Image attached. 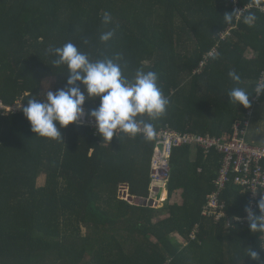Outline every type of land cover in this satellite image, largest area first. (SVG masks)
<instances>
[{
	"label": "trees",
	"instance_id": "16d2710c",
	"mask_svg": "<svg viewBox=\"0 0 264 264\" xmlns=\"http://www.w3.org/2000/svg\"><path fill=\"white\" fill-rule=\"evenodd\" d=\"M237 3L253 7L236 19L231 0H0V101L13 107L33 96L46 99L49 78L54 92L64 88L68 69L56 67L48 50L71 42L93 61L120 54L129 80L138 69L158 74L167 111L157 120L138 117L157 131L229 140L234 123L256 107L264 76V11L257 7L264 0ZM104 13L110 25L102 23ZM226 13H233L231 23ZM249 14L256 17L251 26ZM113 28L115 37L101 42ZM234 87L250 94L249 107L230 102ZM99 104L89 99L84 108ZM60 131L62 140L42 138L23 109L0 110V264H264V234L202 216L223 155L175 148L166 193L181 192L183 203L154 209L140 203L150 198L156 138L122 133L108 143L76 123ZM221 200L231 216L250 206V195L233 182ZM248 248L260 259L252 260Z\"/></svg>",
	"mask_w": 264,
	"mask_h": 264
},
{
	"label": "clouds",
	"instance_id": "9594fccd",
	"mask_svg": "<svg viewBox=\"0 0 264 264\" xmlns=\"http://www.w3.org/2000/svg\"><path fill=\"white\" fill-rule=\"evenodd\" d=\"M223 17L225 22L231 23L233 13H226ZM255 19L249 14L245 22L251 26ZM102 23L105 26L112 23L109 13H104ZM115 35L116 28H113L101 33L100 41L107 43ZM48 51L57 57L53 61L56 67H67L68 78L64 88L47 91L46 99L33 96L23 107L34 133L42 138L62 140L60 128L79 122L85 116L86 101L99 98V107L90 110L88 115L95 120L96 129L104 142L110 143L118 131L129 137L142 134L147 142L156 138L155 125L138 119L146 115L151 120H157L166 113L170 104L159 87L156 72L138 69L134 78L129 80L123 74L120 54L93 61L71 42L62 47H50ZM228 75L233 81H240L235 71H230ZM81 85L84 86L83 91ZM255 93L258 96L264 94V86H258ZM227 95L231 103L250 106V94L244 88L234 87ZM258 208L259 215L250 206L245 207V212L251 232L264 234V199L259 200ZM247 251L252 260L260 259L257 251L252 248Z\"/></svg>",
	"mask_w": 264,
	"mask_h": 264
},
{
	"label": "built area",
	"instance_id": "2783aa9c",
	"mask_svg": "<svg viewBox=\"0 0 264 264\" xmlns=\"http://www.w3.org/2000/svg\"><path fill=\"white\" fill-rule=\"evenodd\" d=\"M232 7L235 12L236 19H239L246 10L253 7L252 4L240 6L237 0H231ZM264 11V5H257ZM222 37H230V29L222 33ZM216 50L209 53L213 56ZM201 62L200 67H204L206 60ZM260 86H264V76L260 82ZM258 96L254 101L259 103ZM0 110H5L7 113L20 112L15 107L5 106L0 102ZM253 111L246 113L250 118ZM80 126H88L96 129V123L93 118H90L88 112L85 111V116L77 122ZM250 119L243 122H236L233 125L232 136L229 140L218 137L202 136L190 133H180L169 127L157 131V143L154 147L151 159V193H161L162 189L167 188L172 173V154L175 148L185 146L203 150L205 155L210 153H218L223 155L221 168L217 178L214 180L215 191L207 196L206 204L202 211L203 217H210L219 222L224 219L225 227L231 228L238 224L248 225L247 213L240 215H227L225 212L226 204L221 200V196L229 182H233L240 187L243 193L250 195V207L256 214H260L258 202L264 199V147L254 145L248 140V128ZM142 127V126H141ZM97 132V130H96ZM98 133V132H97ZM122 134L117 132L116 135ZM142 135V134H141ZM197 227L192 233V237L196 236Z\"/></svg>",
	"mask_w": 264,
	"mask_h": 264
},
{
	"label": "rangeland",
	"instance_id": "374dc122",
	"mask_svg": "<svg viewBox=\"0 0 264 264\" xmlns=\"http://www.w3.org/2000/svg\"><path fill=\"white\" fill-rule=\"evenodd\" d=\"M45 82H46V84L44 85V87H45L44 88V91L47 92V91L50 90V91H53L54 92L55 79L54 78H49ZM14 107H15L16 110L19 109L21 111L24 106H23L22 103H16ZM259 107H256V108H259ZM84 109L88 113L90 112L87 108H84ZM259 118H260V113H259V111L257 109V111H255V114H254V116L251 119V124L252 125H251V127L249 129L250 132H249V138H248L249 139V142H251L252 144H255V145L258 144L257 143V138H258L257 136H259L261 138V141H262V139L264 141V118L261 120V123L262 124H258L257 127L255 128V131L254 132H255V134L257 136L252 133V130L254 128V124L256 125L258 123ZM91 128H93V127L91 126ZM95 130H97V129H95ZM166 191H167V188L162 189L161 190V193H159V194L158 193H151L150 192V198H149L147 204L149 206L153 207L154 209H162L166 205V203H168V204H178V205H181L183 203V197H182L181 192H177L171 198H169L167 196ZM126 194H127V189H125L124 187H122V190H121V196H122V198L127 199L128 196L126 197ZM167 215L168 214L166 212H164L162 214V218L166 217ZM185 244H186V242H185Z\"/></svg>",
	"mask_w": 264,
	"mask_h": 264
},
{
	"label": "crops",
	"instance_id": "0c3cea01",
	"mask_svg": "<svg viewBox=\"0 0 264 264\" xmlns=\"http://www.w3.org/2000/svg\"><path fill=\"white\" fill-rule=\"evenodd\" d=\"M254 52L252 51V50H248V51H246L245 52V56L246 57H249V58H252L253 56H254ZM204 67H200L197 71L198 72H201L202 71V69H203ZM256 104V103H255ZM260 106V107H259ZM256 107H259V108H256ZM256 107H253L251 110L253 111V114H252V116L249 118L248 117V119H250V126H249V128H248V138H249V129H250V127H251V119H252V117L254 116V114H255V111H257V109H258V111H259V113H260V118H259V120H258V123L255 125L254 124V128H253V130H252V133L254 134V135H256L255 134V128L257 127V125L258 124H262L261 123V120L264 118V103H260L259 105H258V103L256 104ZM248 119H245V120H248ZM257 136V135H256ZM258 138H257V143L259 144H257V146H261V147H264V141H263V139H262V141H261V138L259 137V136H257ZM249 140V139H248ZM259 141V142H258ZM251 143V142H250ZM255 145V144H254ZM224 227H225V225H224Z\"/></svg>",
	"mask_w": 264,
	"mask_h": 264
},
{
	"label": "water",
	"instance_id": "95a60500",
	"mask_svg": "<svg viewBox=\"0 0 264 264\" xmlns=\"http://www.w3.org/2000/svg\"><path fill=\"white\" fill-rule=\"evenodd\" d=\"M140 204H145V205H147V203H146V202H145V203H144V202H141Z\"/></svg>",
	"mask_w": 264,
	"mask_h": 264
}]
</instances>
